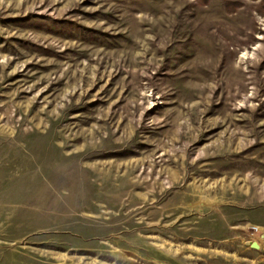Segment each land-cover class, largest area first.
<instances>
[{
    "label": "rangeland",
    "instance_id": "374dc122",
    "mask_svg": "<svg viewBox=\"0 0 264 264\" xmlns=\"http://www.w3.org/2000/svg\"><path fill=\"white\" fill-rule=\"evenodd\" d=\"M0 264H264V0H0Z\"/></svg>",
    "mask_w": 264,
    "mask_h": 264
},
{
    "label": "trees",
    "instance_id": "16d2710c",
    "mask_svg": "<svg viewBox=\"0 0 264 264\" xmlns=\"http://www.w3.org/2000/svg\"><path fill=\"white\" fill-rule=\"evenodd\" d=\"M204 1H206V4H207L210 0H204Z\"/></svg>",
    "mask_w": 264,
    "mask_h": 264
}]
</instances>
